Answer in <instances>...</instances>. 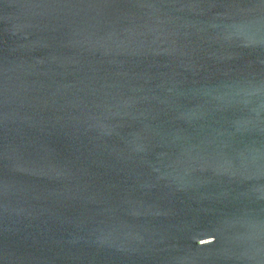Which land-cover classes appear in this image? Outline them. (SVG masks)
Masks as SVG:
<instances>
[{
  "label": "water",
  "instance_id": "1",
  "mask_svg": "<svg viewBox=\"0 0 264 264\" xmlns=\"http://www.w3.org/2000/svg\"><path fill=\"white\" fill-rule=\"evenodd\" d=\"M0 264H264V0H0Z\"/></svg>",
  "mask_w": 264,
  "mask_h": 264
}]
</instances>
